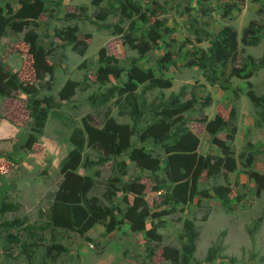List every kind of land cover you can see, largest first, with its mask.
Returning <instances> with one entry per match:
<instances>
[{
	"label": "rangeland",
	"instance_id": "1",
	"mask_svg": "<svg viewBox=\"0 0 264 264\" xmlns=\"http://www.w3.org/2000/svg\"><path fill=\"white\" fill-rule=\"evenodd\" d=\"M20 1L0 0V19L7 24L0 66L16 81L9 96L0 95V208L11 207L0 211V224H11L0 238V264H168L165 248L181 252L185 220L198 231L190 264H264V123L250 97H264V66L245 63L247 57L252 64L264 60V0H44L38 19H12ZM252 21L261 38L246 47L241 33ZM224 26L236 32L237 51L215 65L217 81L209 84L193 53L206 51ZM195 33L205 40L197 43ZM140 47L148 48L143 58ZM109 56L118 74L99 80ZM133 64L166 84L129 82ZM128 97L144 107L137 118ZM192 97L195 102L182 106ZM173 98L175 106L166 112L163 105ZM232 109L235 122L229 121ZM33 111L41 114L40 127H33ZM160 122L168 126L167 140L144 136ZM115 126L131 134L119 139ZM88 127L102 133L92 146ZM185 133L196 138L197 157H223L216 143L224 141L235 169L197 175L195 163L183 171L189 192L188 202L180 203L167 188L166 160L173 140ZM30 135L35 142L25 148ZM73 137L85 144L71 173L92 181L85 197L95 214L54 231L51 242V207ZM134 149L152 163L139 165ZM25 228L44 241L24 249L3 246L2 239L27 234ZM217 243V257L206 262Z\"/></svg>",
	"mask_w": 264,
	"mask_h": 264
},
{
	"label": "trees",
	"instance_id": "2",
	"mask_svg": "<svg viewBox=\"0 0 264 264\" xmlns=\"http://www.w3.org/2000/svg\"><path fill=\"white\" fill-rule=\"evenodd\" d=\"M257 1V0H253ZM237 2L241 5L243 0H237ZM20 7L15 12L12 19L15 20H35L42 14L44 11V0H21L19 2ZM7 24L6 22L0 19V39L5 34V28ZM115 34H120L121 29L114 27ZM196 42L200 43L203 42L205 39L201 38L200 34H196ZM260 27L254 21L250 22L246 28L242 30L240 43L243 46L250 47L255 46L260 41ZM210 47L205 51L203 49H197V53H193L195 57L196 65L204 69L203 77L209 84H215L217 79L215 77L214 67L220 62H226L228 59L233 57V55L237 51L238 47V40L236 32L230 26H224L217 34L214 35L213 39L209 40ZM80 50L79 52H81ZM148 52V48L140 47L138 49L139 58H143L146 53ZM166 62L169 59H165ZM106 64L105 69L98 70L97 77L99 80H102L107 75L117 76L119 68H117L112 63H116V59L112 56L106 57L103 61ZM170 62V61H169ZM245 63L248 65L249 63L252 65L253 69H257L258 67L264 66V60H262L258 64H252L251 58L247 57L245 59ZM171 64H174L171 61ZM246 67V66H245ZM38 70V69H37ZM106 74V75H105ZM129 82L131 80H136L137 82H144L149 81V88L152 87H160L162 88L166 82L162 83L159 79L152 78L149 74H145L142 72L138 67L133 64L130 72H129ZM130 84V83H127ZM16 87V81L11 77V75L0 66V95L2 96H9L10 92L14 90ZM128 88V86H126ZM123 92V91H120ZM252 98L253 106L257 109V115L260 122L264 123V97L260 96L259 98L254 97L250 94ZM175 98L171 99L168 103L164 104L165 111L168 112V107L175 106L172 103ZM196 98L192 97L190 101L186 104L191 102H195ZM127 103L131 107L134 118H137L142 112L144 107L135 103V98L128 97ZM209 98H206L204 103L208 104ZM34 110V109H32ZM171 113V112H170ZM33 118V127H40L41 126V114L36 113L33 111L31 114ZM235 110L229 114V121L235 122ZM182 129L178 127L175 132H173L172 136H178ZM156 131L158 133H156ZM168 126L165 125L164 122H160L156 124V126L151 127L148 133H145L144 136L151 135L156 139L155 142H164V140L168 139V136H164V134L168 133ZM113 132H117L119 135V139L121 137L122 140L129 137L131 134L126 126H115L113 128ZM236 127H231V134H235ZM39 134V133H36ZM87 141L86 143L89 145H93L97 139H100L102 133L96 130H92L89 127L87 128ZM230 137H228L229 139ZM35 142L34 135H30L29 138L25 141V148H30L31 145ZM72 142V150L69 154L64 158L61 164V173L63 174L64 178L60 185L58 192L55 195L54 202L51 207V215L49 217L50 220V234L52 235L51 242L54 239V235L52 234L54 231L66 228L68 225L78 226L81 222L87 221L85 219L88 215L87 214H95L92 211L91 204L87 203L86 201V194L92 186V181L89 178H82L80 176L74 175L71 172H74L78 165L81 162L82 158V150L85 144L84 138L80 137L77 141L74 137L71 139ZM105 146H109L110 139L106 138ZM173 145L168 149V158L166 160L167 163V174L171 181V185H168L167 188L172 190V197L175 198L176 201L180 203L188 202L187 192H189L188 182L183 181V171L189 170L195 163L196 165V173L200 175L203 171H206L208 174L217 173L220 169H224L227 172H231L235 169V161L232 157V153L229 150L228 146H226L224 141H217L216 145L221 148L223 157H197L195 150L197 147L196 138L188 133H185L178 141L173 140ZM264 148V146H263ZM131 156L135 158L139 165L144 166L152 163V161L147 162L144 161L139 154V150H133ZM212 160V161H211ZM198 178V177H197ZM199 179V178H198ZM196 182L194 179L193 185ZM173 184V185H172ZM195 186V185H194ZM195 188V187H194ZM193 189V187H192ZM216 195L219 196L220 199H223V192L221 187H216L215 189ZM203 196H206L205 192L201 193ZM85 204L86 210L82 207V204ZM9 205H2L0 208L1 212H6L10 210ZM89 212V213H86ZM10 223L3 222L0 224V238H3V234L6 231V227ZM11 225V224H10ZM259 226V220L254 223L252 229L249 230V238H252V235L257 230ZM184 230V237L186 238L185 243L182 246V250L179 253L174 249H167L165 251L167 254L170 255V262L168 264H190V261L193 258V254L195 252V243L198 239V231L196 230L194 224L190 220H185L183 224ZM24 232L29 231L27 234H20L17 233L13 238L11 236L6 237L3 240V246L6 244L9 246V249H12L13 246L25 248L28 245H39L44 241L43 236L29 228L23 229ZM22 236H25L27 239H24ZM25 240V241H24ZM8 249V250H9ZM220 250V244L217 243L216 245L210 247L207 251V255L205 257L206 262H211L214 260L218 252ZM150 256L148 255V258ZM54 264V263H51Z\"/></svg>",
	"mask_w": 264,
	"mask_h": 264
}]
</instances>
